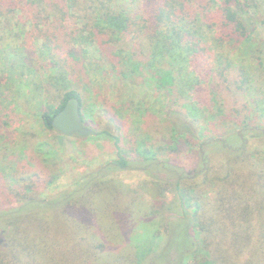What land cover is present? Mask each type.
<instances>
[{"label":"trees","instance_id":"trees-1","mask_svg":"<svg viewBox=\"0 0 264 264\" xmlns=\"http://www.w3.org/2000/svg\"><path fill=\"white\" fill-rule=\"evenodd\" d=\"M257 6V0H0V26L21 40L37 33L42 42L47 65L41 69L23 42L4 55V64L10 75L45 96L39 101L46 107L43 126L56 132L54 117L77 98L83 122H94L96 135L113 137L119 152L54 199L37 193V185L52 180L21 177L18 190L0 175V186L16 199L15 205L0 200V222L8 226L0 264H109V241L118 249L116 264H157L169 243L173 264H264V151H248L250 138L264 139V94L255 98L246 68L212 48L251 45ZM74 18L78 24L69 27ZM126 39L125 49L118 48ZM84 54L109 66L123 84L154 83L168 104V140L197 149L199 168L187 171L159 160L154 149L161 148L147 143L127 155L117 131L105 129L88 107L79 85ZM227 104L234 106L231 111H224ZM100 118L121 131L117 116L107 112ZM215 153L228 155L220 175L212 167ZM126 171L142 172L175 191L173 207H166L163 196L153 201L137 245L131 215L102 195L106 180Z\"/></svg>","mask_w":264,"mask_h":264},{"label":"rangeland","instance_id":"rangeland-1","mask_svg":"<svg viewBox=\"0 0 264 264\" xmlns=\"http://www.w3.org/2000/svg\"><path fill=\"white\" fill-rule=\"evenodd\" d=\"M257 2V8L252 12L251 27L255 40L251 45L236 51L228 46L212 45L216 55L231 60L238 67L246 68L252 78V93L255 94V98L264 94V0ZM76 24L78 20L74 18L67 25L73 27ZM33 35L35 36L27 37V40H21L15 35H9L4 25L0 26V78L3 77L0 81V175L2 177L4 175L8 181L7 187L13 186L18 190L23 186L16 182L21 177L31 178L32 181L42 178L44 184L52 180V183L45 187L37 185V193L42 199H54L69 194L78 183L85 180V177L116 160L119 152L115 139L109 134H95L86 138L75 135L67 138L43 126L41 114L42 109L45 110L46 107L42 108L39 101L45 96L36 93V88L33 89L34 84L27 86L21 79L10 75L4 64V55L23 42L39 62L37 67L40 66L41 69V66L47 65L46 55L41 50L42 42L36 39L37 33ZM127 41L128 39L121 40L117 47L125 49ZM261 49L263 51H260ZM82 57L84 59L87 57V61L80 62L83 79L79 85L88 98V107L105 129L114 134H116L114 129L117 131L127 155H132L137 144L147 143L151 147L161 148L154 149L159 160L171 161L187 171L199 168L197 149L185 147L182 142L168 140V104L154 83H150L152 87L144 83V80L123 84L117 81L112 72L110 73L109 66H104L102 62H94L90 54H84ZM62 88L70 89L69 86ZM58 102L59 99L52 101V104L57 105ZM220 106L221 104L217 103L215 109L218 110ZM232 107L227 104L224 111L229 109L231 111ZM107 112L119 118L121 131H118L116 126L111 127L104 118H100ZM85 125L93 130L96 128V124L90 120ZM248 144L249 152L258 148L264 151V139L250 138ZM211 162L215 172L220 175L228 164V155L212 154ZM154 183L155 180L149 175L138 171H126L111 175L104 185L103 199L118 205L122 211L131 215L134 230L131 235L136 245L147 231H145L147 225L144 226L142 220L149 213L153 201L163 196L167 200V208L176 205L174 189L171 187L164 189L162 185ZM145 184L147 187L143 190ZM3 186L4 184L0 186V200L15 205L14 195ZM206 190L209 193L208 197L213 200L215 194L212 188L206 186ZM136 200L139 202L138 205ZM170 214L169 219L175 221V217ZM148 226L149 229L157 227L159 231L156 224ZM7 227L5 223L0 222V249L5 247L3 245L7 237ZM169 245L170 248L165 249L156 259L157 264H173L171 254L174 243ZM146 248H149V245L143 246V249ZM117 250L115 242L109 241L107 263L116 264L112 260L117 256Z\"/></svg>","mask_w":264,"mask_h":264},{"label":"water","instance_id":"water-1","mask_svg":"<svg viewBox=\"0 0 264 264\" xmlns=\"http://www.w3.org/2000/svg\"><path fill=\"white\" fill-rule=\"evenodd\" d=\"M52 127L57 133L65 137L75 135L90 137L96 133L83 122L80 102L77 98L70 99L64 109L54 117Z\"/></svg>","mask_w":264,"mask_h":264}]
</instances>
